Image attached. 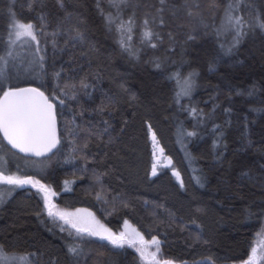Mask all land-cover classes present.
I'll list each match as a JSON object with an SVG mask.
<instances>
[{
  "label": "trees",
  "instance_id": "16d2710c",
  "mask_svg": "<svg viewBox=\"0 0 264 264\" xmlns=\"http://www.w3.org/2000/svg\"><path fill=\"white\" fill-rule=\"evenodd\" d=\"M116 2L119 9L110 0H63V7L58 0H0V55L7 49L11 9L35 25L45 57L43 69L38 66L11 86H39L42 80L50 95L57 83L53 73L61 69V83L83 79L89 85L78 89L76 100L65 98L66 104L58 105V149L30 157L41 158L43 170L16 164L3 169L37 176L61 205L67 206L66 196L93 201L96 216L113 230L132 221L147 236L163 240L164 258L239 264L264 230V29L257 26L264 22V0H189L187 6L185 0H168L163 25L156 12L159 0ZM229 4L233 16L245 22V35L235 46L233 30L221 28ZM109 13L135 21L131 51L121 47L116 24L107 23ZM146 16L162 36L156 48L141 42ZM73 29L84 34L83 40L73 39ZM176 73L181 79L192 74L190 95L177 96ZM104 121L109 132L102 139L91 137L83 148L80 129L102 130ZM149 124L164 149L162 162L158 149L153 156ZM65 147L73 156H62ZM3 148L29 157L0 133ZM69 158L75 161L66 162ZM0 187V245L34 253L37 264H142L132 247L86 234L75 238L67 227L61 231L62 223L48 217L37 189L9 194L12 186ZM77 244L80 257L68 252Z\"/></svg>",
  "mask_w": 264,
  "mask_h": 264
},
{
  "label": "snow or ice",
  "instance_id": "6c2138e0",
  "mask_svg": "<svg viewBox=\"0 0 264 264\" xmlns=\"http://www.w3.org/2000/svg\"><path fill=\"white\" fill-rule=\"evenodd\" d=\"M61 7H63V0H58ZM127 0H120V3H126ZM110 3L119 9V4L116 0H110ZM189 0H185V6H187ZM161 7L156 9L158 14V23L164 24V17L162 13L165 11V6L168 4V0H159ZM216 7L215 3L212 5ZM10 11L11 22L8 25V38H7V49L5 55H0V84L7 82L9 76L7 74V68L10 60L16 59L14 49L18 43L23 45H29L30 42H36L39 45L37 39L36 27L32 22H24L16 17L14 12ZM233 5L229 4L225 9V15L221 24V28L227 30L231 29L234 32V44H238L242 37L245 35L244 32V20L240 16H233ZM175 15V12H173ZM189 16H193L194 13L189 10ZM43 19V17H41ZM119 20V23L117 21ZM106 21L109 25L116 24V30L120 33V44L121 47L126 51H131V45L128 43L132 40L133 27L135 21L132 17H129L127 22L120 20L119 16L113 17L111 13L106 16ZM152 24L157 23V16H153L151 20ZM257 26L264 29V22L257 21ZM75 36L73 39L83 40L84 34L79 29H73ZM55 36V33H53ZM171 38V33L168 34ZM189 39H193L190 35ZM141 42H147L150 47L156 48L157 42H162V36L159 32L153 31L150 27V21L146 18L143 20V31ZM55 47V40L53 41ZM37 52L40 48L37 47ZM231 51V49H229ZM135 54V53H133ZM45 57L40 56L38 61H32L31 64L39 63V67L43 69ZM160 65L157 64V67ZM211 70V69H210ZM61 71H55L53 78L57 81L50 95H46L45 91L41 90L45 88L43 81L37 87H18L9 85L6 89L0 87V133L3 134V138L11 145L13 149H17L19 152L26 154H32L40 157L52 152L53 149L57 148L60 144V136L58 135V119H57V107L58 105L63 106L66 104L65 98L73 100L77 99L78 89L86 90L89 85L85 80H81L79 84L66 81L61 83ZM192 74L188 77L181 79L180 74L176 73L175 78L180 87L177 92V96L190 95L192 90ZM85 95H91L85 91ZM111 102V97H105ZM100 111L105 110V106L102 104ZM196 109L193 108L192 112L195 114ZM83 112L79 115L83 116ZM75 124V120L72 121ZM107 125L102 130H94L93 128L80 129V132L84 133L83 139L85 143L83 148L88 147V141L91 137L97 136L102 139L105 133L109 132L111 125L108 121H104ZM80 128L79 125L76 126ZM149 131L151 132V140L153 144V156H156V150L158 149L160 155L164 154V149L159 147V141L157 140L155 132H152L151 125H148ZM79 135L80 133H76ZM189 136L195 135L193 132L188 133ZM70 163L71 161H66ZM157 174V167L154 163L152 165V175ZM173 175L179 179V173L173 170ZM67 183V182H66ZM0 184H6L12 186L8 189V193L11 194L16 188H23L25 185H31L33 188L38 190V193L42 194L44 202V208L47 212L48 217L52 218L53 222L63 221L60 227L61 231H65L67 228L75 230V238L83 239L84 235L91 237H98L100 240H107L110 244L115 247H123L127 244L129 247H134L140 254L141 260L144 264H176L172 259L161 258V241L155 236L150 241L144 240V237L135 228H131L125 222L126 231L116 235L106 229L102 224L99 223L91 212L86 209H77L75 212H68L57 208L52 202L51 197L55 196L56 193L52 191L49 185L41 183L39 179H35L32 176H21L16 174H5V170L0 167ZM99 199V195L97 196ZM3 193L0 192V202H3ZM195 225V221L192 222ZM199 228V225H195ZM264 232V230H262ZM72 236L73 233L69 232ZM259 235V234H258ZM201 237L197 234L196 239L199 240ZM153 249V250H150ZM68 252L74 257H80L82 249L77 244L76 246H69ZM34 253H18L10 248L0 245V264H37L34 259ZM258 259H264V253L260 257L257 256V248L252 247L249 258L244 264H257ZM207 264H215V261L211 257L206 258ZM77 264L79 262L77 261ZM187 264V262H182ZM193 264H202V262H193Z\"/></svg>",
  "mask_w": 264,
  "mask_h": 264
},
{
  "label": "rangeland",
  "instance_id": "374dc122",
  "mask_svg": "<svg viewBox=\"0 0 264 264\" xmlns=\"http://www.w3.org/2000/svg\"><path fill=\"white\" fill-rule=\"evenodd\" d=\"M36 34H37V31H36ZM37 39L39 40V45H37L36 42H30L29 45H23V46H21L18 43V45L14 49L16 59L14 61L10 60L9 66L7 68V74L9 76V79L7 80V82L2 84L3 87L7 88L11 83H13L14 81L16 82V81L20 80L22 77L30 74L34 69H36L39 66V63L31 64V62L34 60L38 61V58L42 54L43 46H42L41 40L39 39L38 34H37ZM37 47L40 48L39 52L36 51ZM62 153H63L62 156L65 154L67 157H71L70 156L71 153H70L68 147H65L64 149L62 148ZM162 157H163V155L158 156L157 161L162 162ZM34 158H37V157H34ZM34 158H30V157L26 158L22 155L15 153V152H11L10 150L5 149V148H3V150L0 149V167H2V168L9 166L10 164H16L17 167L25 166L24 170H34V168L36 170H43L45 168V165L43 164L44 161H42L41 158H39L38 160H35ZM68 161L74 162L75 158L74 159L71 158ZM176 172H178V171H176ZM5 174L7 175L10 173L5 172ZM11 174H13V173H11ZM14 174L23 176V174H20L18 172H15ZM27 176H32L35 179H39L35 175H27ZM41 183H43V182L41 181ZM43 184H45V183H43ZM24 187H28L29 189L33 188L31 185H25ZM33 189H36V188H33ZM0 192L4 193V191L2 190V187H0ZM74 198L75 199H73L71 196H66L64 198V203L67 206H64V205H61L58 203V201L56 199V195L51 197L52 202L59 209H62V210L68 211V212H75L77 209H86L88 212H91L94 215L95 219L97 221H99L100 224H102L106 229H108L110 232H112L116 235H119L121 232L126 231L125 223L120 230L116 231V230H113L110 227H108L104 222H102L94 213L95 203L93 201L81 199V198H79V196H76ZM72 204H78V206L70 207V205H72ZM126 221H127V224L129 226H131V228H135L138 232H140L142 234V236L144 237V240L150 241L152 239L153 236H147L132 221H130V220H126ZM60 222L63 224V221H60ZM65 227H67V226H65ZM72 230H74V229H72ZM258 234L256 235L253 247L257 248V256L260 257L261 254L264 253V233L260 232ZM155 237L161 241V254H160L161 258L168 259V258L163 257V253H162L163 240L159 236L155 235ZM96 238H98V237H96ZM124 246H128V245L125 244ZM132 248L134 250H136L134 247H132ZM150 250H153V249H150ZM138 255L140 257L139 253H138ZM248 258L245 261H247ZM140 260H141V258H140ZM174 261L176 262V264H182V262H183V261H176V260H174ZM245 261H242L239 264H244ZM141 262H142V264H144V262L142 260H141ZM257 264H264V259H258Z\"/></svg>",
  "mask_w": 264,
  "mask_h": 264
},
{
  "label": "water",
  "instance_id": "95a60500",
  "mask_svg": "<svg viewBox=\"0 0 264 264\" xmlns=\"http://www.w3.org/2000/svg\"><path fill=\"white\" fill-rule=\"evenodd\" d=\"M19 87H37L36 85H33V84H27V85H23V86H19ZM42 90V89H41ZM46 94V93H45ZM47 95V94H46ZM57 119H58V135L60 136V130H59V118H58V115H57ZM3 135V134H2ZM7 142V141H6ZM8 143V142H7ZM10 145V144H9ZM11 146V145H10ZM59 144L57 145V148H58ZM56 149H53L52 152L46 154L45 156H48V155H51L53 153H55V151L57 150ZM16 151H18L17 149H15ZM19 152V151H18ZM25 156H29V157H37V156H34L32 154H26V153H23V152H19ZM45 156H40V157H45Z\"/></svg>",
  "mask_w": 264,
  "mask_h": 264
}]
</instances>
